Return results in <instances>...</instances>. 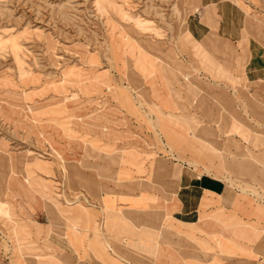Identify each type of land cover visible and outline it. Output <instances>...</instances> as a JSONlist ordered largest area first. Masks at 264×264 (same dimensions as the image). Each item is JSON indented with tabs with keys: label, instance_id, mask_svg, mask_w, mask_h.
I'll return each instance as SVG.
<instances>
[{
	"label": "crops",
	"instance_id": "obj_1",
	"mask_svg": "<svg viewBox=\"0 0 264 264\" xmlns=\"http://www.w3.org/2000/svg\"><path fill=\"white\" fill-rule=\"evenodd\" d=\"M185 3L192 13L183 35L195 56L177 44L186 58L174 54L161 68L142 45L119 38L131 86L145 88L146 102L164 114L158 138L144 117L157 142L110 136L136 164L101 150L96 166L112 178H97L95 188L77 182L89 203L47 201L17 177L23 197L49 204L46 224L6 206L11 220L32 225L21 230L16 264H264V23L242 26L223 0ZM11 186L6 196L16 193Z\"/></svg>",
	"mask_w": 264,
	"mask_h": 264
},
{
	"label": "rangeland",
	"instance_id": "obj_2",
	"mask_svg": "<svg viewBox=\"0 0 264 264\" xmlns=\"http://www.w3.org/2000/svg\"><path fill=\"white\" fill-rule=\"evenodd\" d=\"M223 2L225 14L242 26L250 19L264 23V0ZM190 13L185 0H0V264H16L11 257L21 248V230L32 227L14 214L11 220L9 212L6 220L3 205L47 223L49 203L23 197L17 177H27L23 185L47 201L89 203L77 182L84 178L95 188L97 178H112L96 166L101 150H119L120 163L136 164L130 147L117 149L110 136L140 137L147 147L149 136L156 141L164 114L146 102L145 88L131 86V60L119 38L130 37L164 62L158 61L161 68H171L174 54L180 62L186 58L177 44L190 48L183 35ZM9 182L16 193L6 196Z\"/></svg>",
	"mask_w": 264,
	"mask_h": 264
},
{
	"label": "bare ground",
	"instance_id": "obj_3",
	"mask_svg": "<svg viewBox=\"0 0 264 264\" xmlns=\"http://www.w3.org/2000/svg\"><path fill=\"white\" fill-rule=\"evenodd\" d=\"M234 4L238 7V8H241L242 9V5H241V3H240V1H237V2H234ZM244 13H246L245 12V10H244ZM247 14V13H246ZM246 17V16H245ZM259 22V21H258ZM25 99V98H24ZM31 107V106H30ZM27 179V177H25V180ZM8 212H9V210H8V208L7 207H5L4 205H3V213H4V215H5V217H8Z\"/></svg>",
	"mask_w": 264,
	"mask_h": 264
}]
</instances>
